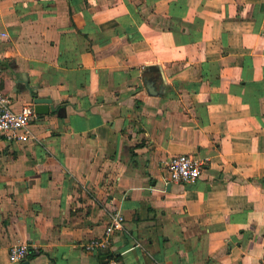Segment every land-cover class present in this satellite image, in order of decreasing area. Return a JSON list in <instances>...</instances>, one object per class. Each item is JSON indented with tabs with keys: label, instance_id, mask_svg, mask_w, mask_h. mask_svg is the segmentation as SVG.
I'll return each instance as SVG.
<instances>
[{
	"label": "crops",
	"instance_id": "obj_1",
	"mask_svg": "<svg viewBox=\"0 0 264 264\" xmlns=\"http://www.w3.org/2000/svg\"><path fill=\"white\" fill-rule=\"evenodd\" d=\"M0 31L11 108L50 102L0 135V264H103L113 212L118 264H264V0H0Z\"/></svg>",
	"mask_w": 264,
	"mask_h": 264
},
{
	"label": "built area",
	"instance_id": "obj_2",
	"mask_svg": "<svg viewBox=\"0 0 264 264\" xmlns=\"http://www.w3.org/2000/svg\"><path fill=\"white\" fill-rule=\"evenodd\" d=\"M5 33L0 31V40ZM36 115L31 105L22 106L19 111L11 108L9 97L0 91V135L8 141H27L32 135L28 131V125ZM203 162L188 155H176L169 158L164 165L166 183H193L201 175ZM124 218L119 212H113L103 230V233L86 241L82 248L86 253L95 254L107 249L109 252L112 238L115 232L121 230ZM31 247L27 244H15L9 248V259L11 262L26 260ZM104 264H118V261L108 256Z\"/></svg>",
	"mask_w": 264,
	"mask_h": 264
},
{
	"label": "water",
	"instance_id": "obj_3",
	"mask_svg": "<svg viewBox=\"0 0 264 264\" xmlns=\"http://www.w3.org/2000/svg\"><path fill=\"white\" fill-rule=\"evenodd\" d=\"M149 88H152V85H150V87L149 86L147 87L148 92L150 91ZM33 103H34V113L37 115L47 114L50 110V106H49L50 102L48 100L34 99ZM99 254H101L100 260L104 264L108 257L107 256L108 250L105 249V250L99 251Z\"/></svg>",
	"mask_w": 264,
	"mask_h": 264
},
{
	"label": "trees",
	"instance_id": "obj_4",
	"mask_svg": "<svg viewBox=\"0 0 264 264\" xmlns=\"http://www.w3.org/2000/svg\"><path fill=\"white\" fill-rule=\"evenodd\" d=\"M37 253H38V252H35L33 249H30L27 258H30V257H32L33 255H35V254H37Z\"/></svg>",
	"mask_w": 264,
	"mask_h": 264
}]
</instances>
